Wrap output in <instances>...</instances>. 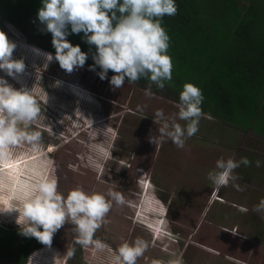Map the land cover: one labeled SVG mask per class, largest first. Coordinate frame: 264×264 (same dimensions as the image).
I'll use <instances>...</instances> for the list:
<instances>
[{
    "label": "rangeland",
    "instance_id": "rangeland-1",
    "mask_svg": "<svg viewBox=\"0 0 264 264\" xmlns=\"http://www.w3.org/2000/svg\"><path fill=\"white\" fill-rule=\"evenodd\" d=\"M255 4L264 6V0H256ZM4 26L6 37L26 50L23 60L35 65V73L25 71L17 76L16 87L33 89V82L41 83L35 87L36 95L47 108H39L42 115L39 112L28 127V131H39L38 142H20L0 154V223L19 227L15 222L17 213L5 211L10 205L20 207L43 177L54 178L61 193L80 187L86 192L105 194L106 199H111L107 197L109 191L118 192L124 200L123 204L112 202L89 244L79 243L73 226L66 222L53 234L50 245H40L25 264H113L112 257L120 244L136 238L147 244L136 264H169L174 259H181L182 264H264V212L253 211L259 198L264 197V120L251 118L241 107L218 116L201 111L198 131L185 139L183 148H177L167 137L152 144L149 136L159 137L161 127L155 111L162 110L165 118L171 117L184 127L186 122L175 115L179 93L185 83L200 86L201 79L195 82L198 78L192 73L177 82L173 78L177 70L173 68L171 80L165 81L162 89L149 80H125L116 89L108 82L113 74L108 72L101 80L97 75L100 70H89L85 65L65 72L55 60L47 62L42 54L34 52L33 48H39L17 27L7 21ZM12 56L18 57L15 49ZM196 71L203 73L199 65ZM25 76L29 81L33 78V82L29 83ZM209 77L207 85L201 87L208 95L214 82L212 73ZM149 84L152 96L144 93ZM58 88H64L69 104L59 98ZM77 97L91 105L83 107L85 104ZM74 102L93 122L90 127L103 124L94 132L99 143L86 146L88 128H73L69 113ZM212 103L208 98L201 107L214 112ZM64 117L68 119L65 124ZM253 123L257 124L248 132ZM241 157H247L249 165L241 164L235 169L239 179L229 182L223 190L230 195L226 199L245 205L237 209L228 201L220 203L211 196H199V189L211 182L207 172L215 167L217 159ZM244 180L253 183L248 198L237 196L233 187L235 183L247 189ZM211 199L213 207L207 211L204 206ZM136 214L147 227L135 221ZM97 243L101 246L97 247ZM0 264L16 263H5L0 258Z\"/></svg>",
    "mask_w": 264,
    "mask_h": 264
},
{
    "label": "clouds",
    "instance_id": "clouds-1",
    "mask_svg": "<svg viewBox=\"0 0 264 264\" xmlns=\"http://www.w3.org/2000/svg\"><path fill=\"white\" fill-rule=\"evenodd\" d=\"M36 19L43 30L51 34L54 54L42 53L45 61L55 60L65 72L83 67L88 53L82 52L79 45H72L66 37L83 33L82 39L95 46L92 65L101 80L109 70L114 74L108 78L113 88H120L125 80L136 82L145 78L162 89L164 82L171 80L172 62L167 54L169 36L162 27L164 16L175 15V0H40ZM16 44L0 31V72L16 79L24 73L23 59H14L12 54ZM41 54L39 49H32ZM59 84V81H57ZM146 96H152L151 84L144 90ZM204 97L201 90L185 83L179 93L178 109L175 114L185 121L182 127L175 119L165 118L162 110L155 111L157 122L161 123L159 137L149 136V142L156 144L167 137L177 147L183 148L185 139L198 131L201 117L200 105ZM37 101L30 94V89L21 85L13 87L0 76V154L11 145L20 142L35 143L40 139L39 131H28L30 122L39 115ZM23 125V127H20ZM247 157L239 160L219 158L215 167L207 172L208 179L218 190L239 177L234 170L240 165L248 166ZM260 166V161L255 162ZM238 191L243 190L233 183ZM215 193V192H214ZM105 194L86 192L80 187L70 189L67 193L57 190L54 178L43 177L33 186V190L20 207L11 206L5 212H16L15 222L20 234L34 237L44 245H50L53 234L66 222L70 223L81 244H89L96 229L101 226L106 214L112 208V202L123 204L120 193L109 191ZM219 198V197H218ZM217 197L215 200H218ZM253 211L264 212V197L259 198ZM235 234V233H234ZM101 245L97 243V247ZM147 244L141 238L131 242L124 241L115 250L113 264H136L137 258L146 251ZM72 255V251L68 252ZM30 260L31 257H30ZM153 264H161L154 261ZM169 264H182L181 259L169 261Z\"/></svg>",
    "mask_w": 264,
    "mask_h": 264
},
{
    "label": "trees",
    "instance_id": "trees-1",
    "mask_svg": "<svg viewBox=\"0 0 264 264\" xmlns=\"http://www.w3.org/2000/svg\"><path fill=\"white\" fill-rule=\"evenodd\" d=\"M237 1L240 4H237ZM255 1L175 0L177 7L175 15L162 18V27L169 36L167 54L171 57L172 69L177 70L173 71V78L180 82L193 73L198 78L195 82L201 79L200 86H196L202 92L204 103L208 102V98L214 102L212 103L214 112L203 109L200 105L204 113L210 112L218 116L220 112L228 111L230 108L235 110L241 107L252 118L259 108L264 110L261 106L264 100V6L255 4ZM40 7V0H0V31L6 35L4 21H7L17 27L29 39V42L34 43L41 51L54 54L51 34L44 31L43 26L36 19L37 10ZM82 37L83 33L72 34L69 30L66 39L72 45H79L82 52L88 53V59L84 65L89 67L93 64L91 56L95 52V46L87 44ZM21 48L23 46L15 48L18 55L16 59H23L22 56L27 55L26 50ZM29 55L31 57V54ZM26 61H24L25 71L35 73L32 68L35 65H32L30 60L26 59ZM198 65L202 67L203 73L196 71ZM95 69L100 70L98 66ZM108 72L114 74L111 70ZM211 73L214 82L210 81L213 89L208 95L201 87L207 85V79L210 78ZM0 76H3L13 87L18 88L15 85V79L3 72H0ZM25 78L29 81L28 77L25 76ZM33 78H37L35 74ZM32 79L29 83L33 82ZM139 81L148 82L145 78ZM40 84L33 82L31 86L33 89L29 87L28 89L39 108L45 109L46 105L36 95L38 89L35 87ZM53 88L57 86H51V89ZM33 90L35 93L32 92ZM62 90L57 89L61 93L59 98L69 104L71 100L66 98L64 88ZM257 94L260 95L259 99L256 98ZM78 101L85 104L83 107L91 105L85 102L86 99ZM73 107L69 113L71 116L69 121L72 122L73 128H82L81 131H84L85 126L88 128L85 132H90L84 139V144L87 146V143H99L94 132L99 130L96 127L103 124L95 123L90 127L89 125L93 122L88 121L86 112L81 110L75 102ZM42 113L40 110V115ZM62 120L64 124L68 121L67 118ZM100 131L102 132V129ZM108 136L111 137L109 134ZM149 216L154 217L155 214L150 213ZM135 219L137 223L145 224L137 214ZM144 226L147 227L146 224ZM40 245L42 243L34 237L21 235L18 226L14 228V226L0 223V258L5 263L12 260L16 264H25L29 255Z\"/></svg>",
    "mask_w": 264,
    "mask_h": 264
},
{
    "label": "crops",
    "instance_id": "crops-1",
    "mask_svg": "<svg viewBox=\"0 0 264 264\" xmlns=\"http://www.w3.org/2000/svg\"><path fill=\"white\" fill-rule=\"evenodd\" d=\"M261 106H263L264 107V100H263V104L261 105ZM253 119H257V121L258 120H264V110H263V108L261 109V108H259V111H257L256 112V115L253 117ZM264 123V122H263ZM255 124H257V123H253V125H251L248 129H247V131L248 132H250L251 131V128H253V126L255 125ZM261 128H263V127H261ZM263 131H264V128H263ZM263 148V147H262ZM244 183H246V187H247V189H245V190H241V191H238V190H236V194H237V196H239V197H241V198H244V197H246V198H248V196H249V193H251L252 192V189H253V183H250L248 180H244L243 181ZM212 182H209L208 184H207V186L206 187H203V188H201V189H199V190H201V193L199 194V196H203V197H205V196H211V198H218L219 199V202L220 203H225L226 201H228L229 203H231V207L232 208H237L238 209V206L239 205H245V204H239V203H236L235 201H233V200H228V199H226L225 197H227V196H230L229 194L227 195V193L225 192V190H223V189H225L226 187L225 186H221L218 190L216 189V187L213 185V184H211ZM249 184H250V186H251V190H249L248 188H249ZM230 186V185H229ZM228 186V187H229ZM214 189V190H213ZM243 189V188H242ZM263 191V190H262ZM215 192V193H214ZM221 192H222V194H221ZM233 192H235V190L233 191ZM218 201V200H217ZM213 200L211 199L204 207V209H206L207 211L210 209V208H212L213 206Z\"/></svg>",
    "mask_w": 264,
    "mask_h": 264
},
{
    "label": "flooded vegetation",
    "instance_id": "flooded-vegetation-1",
    "mask_svg": "<svg viewBox=\"0 0 264 264\" xmlns=\"http://www.w3.org/2000/svg\"><path fill=\"white\" fill-rule=\"evenodd\" d=\"M27 48V47H26Z\"/></svg>",
    "mask_w": 264,
    "mask_h": 264
}]
</instances>
